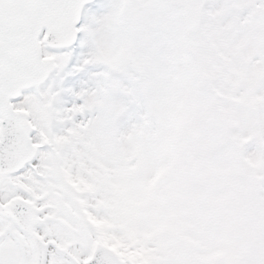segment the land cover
I'll list each match as a JSON object with an SVG mask.
<instances>
[{
	"label": "rangeland",
	"instance_id": "obj_1",
	"mask_svg": "<svg viewBox=\"0 0 264 264\" xmlns=\"http://www.w3.org/2000/svg\"><path fill=\"white\" fill-rule=\"evenodd\" d=\"M202 2L217 15L224 9ZM171 8L172 0H123L112 23L126 27L125 37L108 46L86 37L82 47L78 40L60 71L72 72L83 56L94 63L57 79L39 101L41 141L62 158L57 165L52 153L50 168L97 242L114 248L123 264H245L242 249L252 264H264V65L250 70L251 58L232 43L235 14L225 31L210 15L211 32L199 36ZM102 71L113 95L121 80H130L128 103L139 105L117 107L110 130L98 136L77 115L95 97L72 103L68 90L91 87L93 74ZM194 143L193 155L186 147ZM219 213L221 226L213 218Z\"/></svg>",
	"mask_w": 264,
	"mask_h": 264
},
{
	"label": "snow or ice",
	"instance_id": "obj_2",
	"mask_svg": "<svg viewBox=\"0 0 264 264\" xmlns=\"http://www.w3.org/2000/svg\"><path fill=\"white\" fill-rule=\"evenodd\" d=\"M220 6L226 21L237 17L232 43L251 58L249 69L264 65V0ZM122 7L123 0L96 8L91 0H0V264H117L60 187L38 121L41 95L57 79L94 63L83 56L72 72L60 71L70 63L78 40L81 46L86 37L93 45L108 46L127 35L122 23H112ZM93 81L79 92L68 91L72 103L84 104L89 94L95 97L96 103L77 115L104 136L117 107L139 103H128V79L121 80L115 95L104 71L93 74ZM139 122L140 115L129 130Z\"/></svg>",
	"mask_w": 264,
	"mask_h": 264
}]
</instances>
